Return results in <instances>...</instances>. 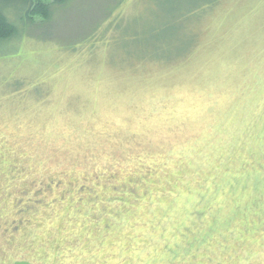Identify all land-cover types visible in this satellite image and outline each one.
<instances>
[{"label": "rangeland", "instance_id": "obj_1", "mask_svg": "<svg viewBox=\"0 0 264 264\" xmlns=\"http://www.w3.org/2000/svg\"><path fill=\"white\" fill-rule=\"evenodd\" d=\"M168 3L67 0L27 28L26 11L7 8L20 35L0 42V78L43 65L44 42L98 41L164 19ZM216 11L199 82L130 126L83 122L61 136L23 115L25 93L20 113H0V264H264V0ZM245 33L251 43L233 39Z\"/></svg>", "mask_w": 264, "mask_h": 264}, {"label": "clouds", "instance_id": "obj_2", "mask_svg": "<svg viewBox=\"0 0 264 264\" xmlns=\"http://www.w3.org/2000/svg\"><path fill=\"white\" fill-rule=\"evenodd\" d=\"M216 4L169 0L162 20L133 19L98 41L44 42L43 65L24 68L26 78H21L22 66L10 64L0 78V113H20L19 94L25 93L32 99L23 115L55 123L61 136L83 122L119 131L117 119L127 118L130 126L138 115L168 102L177 89L199 82V54L220 38ZM233 39L251 43L253 37L245 33Z\"/></svg>", "mask_w": 264, "mask_h": 264}, {"label": "trees", "instance_id": "obj_3", "mask_svg": "<svg viewBox=\"0 0 264 264\" xmlns=\"http://www.w3.org/2000/svg\"><path fill=\"white\" fill-rule=\"evenodd\" d=\"M66 3L67 0H0V42H8L20 35V31H18L16 24L6 16L7 8H13L17 10V13L20 9L24 12L26 11L25 19L29 21V23L25 25L27 28L30 23H33L34 17H42L47 22H51L53 15L51 5L55 4L64 7ZM119 193H121V191L117 192V194L115 192L113 195L117 197L116 201L118 200L119 203L123 204L122 202H124V199H122ZM123 193L122 191V194ZM94 198L95 197H93V199ZM123 206L127 209L131 207L130 204L127 205L126 203L123 204ZM16 228H20V226L17 225L15 229Z\"/></svg>", "mask_w": 264, "mask_h": 264}, {"label": "water", "instance_id": "obj_4", "mask_svg": "<svg viewBox=\"0 0 264 264\" xmlns=\"http://www.w3.org/2000/svg\"><path fill=\"white\" fill-rule=\"evenodd\" d=\"M17 264H31V263H27V262H18Z\"/></svg>", "mask_w": 264, "mask_h": 264}, {"label": "flooded vegetation", "instance_id": "obj_5", "mask_svg": "<svg viewBox=\"0 0 264 264\" xmlns=\"http://www.w3.org/2000/svg\"><path fill=\"white\" fill-rule=\"evenodd\" d=\"M16 229H18V228H16Z\"/></svg>", "mask_w": 264, "mask_h": 264}]
</instances>
